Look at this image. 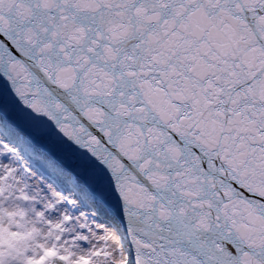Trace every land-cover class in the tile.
<instances>
[{
    "label": "snow or ice",
    "instance_id": "snow-or-ice-1",
    "mask_svg": "<svg viewBox=\"0 0 264 264\" xmlns=\"http://www.w3.org/2000/svg\"><path fill=\"white\" fill-rule=\"evenodd\" d=\"M0 264H264V0H0Z\"/></svg>",
    "mask_w": 264,
    "mask_h": 264
}]
</instances>
